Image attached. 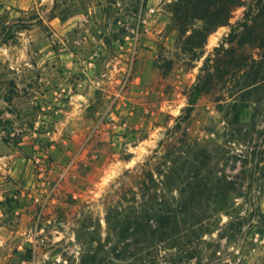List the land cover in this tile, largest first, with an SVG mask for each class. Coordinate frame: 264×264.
Here are the masks:
<instances>
[{
  "label": "rangeland",
  "instance_id": "obj_1",
  "mask_svg": "<svg viewBox=\"0 0 264 264\" xmlns=\"http://www.w3.org/2000/svg\"><path fill=\"white\" fill-rule=\"evenodd\" d=\"M176 1L0 0V264H264V0Z\"/></svg>",
  "mask_w": 264,
  "mask_h": 264
},
{
  "label": "trees",
  "instance_id": "obj_2",
  "mask_svg": "<svg viewBox=\"0 0 264 264\" xmlns=\"http://www.w3.org/2000/svg\"><path fill=\"white\" fill-rule=\"evenodd\" d=\"M239 3L240 0H177L174 4V12L178 15V22L183 25H186V23L192 20L202 22V27L195 29L189 37H199L200 44H202L206 36L213 29L228 23L231 10L238 6ZM181 11H185L188 14H182ZM200 91L201 89L197 85H194L189 106L186 108L187 112H190ZM154 218L157 223L155 229H151L147 224H145L146 228H142V233H146L150 237L155 236L157 233L163 234V232L157 231L161 230L163 225H168L169 221H174V210H171L166 205L165 213L155 214Z\"/></svg>",
  "mask_w": 264,
  "mask_h": 264
}]
</instances>
